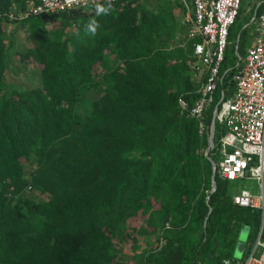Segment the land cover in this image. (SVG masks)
<instances>
[{
    "label": "trees",
    "instance_id": "16d2710c",
    "mask_svg": "<svg viewBox=\"0 0 264 264\" xmlns=\"http://www.w3.org/2000/svg\"><path fill=\"white\" fill-rule=\"evenodd\" d=\"M158 2L153 9L149 0H121L101 16L91 5L19 19L27 0H0V264H225L238 261L244 226L242 261L262 225L264 241L262 212L233 201L237 182L216 175L211 193L209 157L219 162L226 133L219 123L206 156L214 114L223 95H235L234 77L255 35L251 20L264 3L246 28L239 13L201 134L178 101L183 96L193 108L199 98L189 65L199 40L187 41L189 27L173 3ZM93 18L95 36L85 32ZM14 24L30 40L24 62L41 68L37 85L23 89L7 84ZM73 26L75 34H64ZM91 91L98 96L84 111ZM137 217L139 233L157 244L141 254L129 228ZM118 239L134 242L132 256L119 253Z\"/></svg>",
    "mask_w": 264,
    "mask_h": 264
},
{
    "label": "built area",
    "instance_id": "2783aa9c",
    "mask_svg": "<svg viewBox=\"0 0 264 264\" xmlns=\"http://www.w3.org/2000/svg\"><path fill=\"white\" fill-rule=\"evenodd\" d=\"M120 1L112 0V4ZM106 3L107 0H27L26 10L19 19L50 17ZM242 3L243 0H194L192 7L187 5L185 24L189 27L188 40H199L194 43L195 60L192 65L199 98L193 108H189L183 96L178 101L182 113L199 122L201 134L206 131V113L223 83L221 67ZM11 18L16 19L14 15ZM254 22L257 23L253 44L247 49L242 65L240 62L237 65L240 69L234 77L235 95L227 101L223 95L221 108L216 112V124L222 125L226 133L219 143L221 159L212 168L215 178L220 175L232 182L257 181L261 189L259 195L242 189L232 198L237 206L258 209L264 216V11L259 16L255 13L251 20ZM225 262L231 264L230 261ZM234 264H264L262 231L250 256Z\"/></svg>",
    "mask_w": 264,
    "mask_h": 264
},
{
    "label": "rangeland",
    "instance_id": "374dc122",
    "mask_svg": "<svg viewBox=\"0 0 264 264\" xmlns=\"http://www.w3.org/2000/svg\"><path fill=\"white\" fill-rule=\"evenodd\" d=\"M158 2L159 0H149ZM162 1V0H160ZM165 1V0H164ZM170 1V0H169ZM179 1V0H178ZM189 3V0H187ZM264 3V0H243L242 6H241V15L238 22L239 26H246V23L250 20L253 11L255 10L256 6H259L261 3ZM243 27V28H244ZM16 28V25H12L9 29L8 36L12 37V47L10 51V57L7 64V84L11 85L13 88L23 89L25 88L24 85L34 86L37 85L38 76L40 75L41 68L37 66L34 62L26 61L24 62V59L20 55L21 52L26 51L27 47L29 46L30 40L28 38V34L25 31V29L22 28ZM76 27H69L64 31V34L72 35L76 32ZM253 31V29H252ZM77 36V35H75ZM10 41V39H9ZM196 82V78L194 80ZM104 87H102L103 89ZM99 92H101V90ZM98 91H91L87 94H85L82 103L84 107V111H87L90 107L93 101L95 100V97L98 96ZM98 98V97H97ZM238 191L242 189L249 190L253 195H259L261 193V189L259 187V184L255 180L246 179L242 180L240 182H237ZM141 224H143V221L140 217L133 218L129 221V228L132 230V237L135 238V240L138 241V244L140 245V248L137 249V253L141 254L148 250V248L156 247V239L151 236H142L139 233ZM119 246V253L125 254L127 256H132L134 253V242L130 239L121 241ZM117 241V243H118ZM238 241L244 244H247L249 242V234L248 235H241L239 234ZM244 252L242 254H238L235 250L234 259L236 260H242L244 258L243 256Z\"/></svg>",
    "mask_w": 264,
    "mask_h": 264
},
{
    "label": "water",
    "instance_id": "95a60500",
    "mask_svg": "<svg viewBox=\"0 0 264 264\" xmlns=\"http://www.w3.org/2000/svg\"><path fill=\"white\" fill-rule=\"evenodd\" d=\"M247 25L244 27L246 28ZM239 41H240V36L238 38V41H237V49H238V46H239ZM216 114L214 115V118H213V122H212V125H211V128H210V136H209V141H208V148L206 150V156L209 157L210 155V152L212 149H214L215 147V130H216ZM211 163L213 166H215V161L211 159V157H209ZM216 188H217V182H216V179H215V176H214V172H213V176H212V190H211V193H214L216 191ZM212 210H210V213L209 215L211 214ZM207 226V220H206V223H205V227ZM263 229V225H262V228H261V231ZM248 230L249 228L244 226L242 228V232H241V235L245 236V235H248ZM245 244L242 242H238L237 244V247H236V252L238 254H242L244 252L243 248H244Z\"/></svg>",
    "mask_w": 264,
    "mask_h": 264
},
{
    "label": "crops",
    "instance_id": "0c3cea01",
    "mask_svg": "<svg viewBox=\"0 0 264 264\" xmlns=\"http://www.w3.org/2000/svg\"><path fill=\"white\" fill-rule=\"evenodd\" d=\"M144 1V0H143ZM183 2H184V4H185V7H186V10H185V12L183 11V9L181 8V6L179 5V1L178 0H172L171 1V3H173V7H174V10H173V13H174V16L179 20V22L180 23H184L185 24V16H186V13H187V10H188V8H187V5H189L190 7H192V2H193V0H189V3L187 2V0H186V2L184 1V0H182ZM169 2V0H162V1H160L159 0V2L158 3H160L159 4V6L162 8V6H164V4H167ZM171 3H168V4H171ZM152 4H153V9H156V2H154V1H152ZM178 4V5H177ZM156 13H158V10H156ZM187 41H189V42H191L190 40H188L187 39ZM194 60H195V58H194V56H193V58H191L190 60H189V65H190V67H191V69H192V71H193V63H194ZM194 73V72H193ZM195 74V73H194ZM197 80V79H196ZM237 189H238V187H237ZM241 232H242V230H241ZM240 232V233H241ZM248 234H249V230H248ZM239 242V241H238ZM238 244V243H237ZM247 245H248V243L247 244H245V246H244V248H243V250L245 251V248L247 247ZM237 247V246H236ZM231 264H234V263H232L231 262Z\"/></svg>",
    "mask_w": 264,
    "mask_h": 264
},
{
    "label": "clouds",
    "instance_id": "9594fccd",
    "mask_svg": "<svg viewBox=\"0 0 264 264\" xmlns=\"http://www.w3.org/2000/svg\"><path fill=\"white\" fill-rule=\"evenodd\" d=\"M112 10H113L112 0H107L106 5L96 4V6H95V15L96 16L107 15ZM98 28H99V23H98V21L95 18H93V19H90L89 22L85 25V32H86V34H90L92 36H95L97 34V29ZM225 264H227V262H225Z\"/></svg>",
    "mask_w": 264,
    "mask_h": 264
}]
</instances>
